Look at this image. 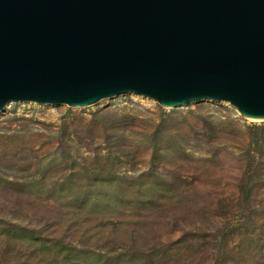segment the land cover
Segmentation results:
<instances>
[{
  "label": "rangeland",
  "instance_id": "1",
  "mask_svg": "<svg viewBox=\"0 0 264 264\" xmlns=\"http://www.w3.org/2000/svg\"><path fill=\"white\" fill-rule=\"evenodd\" d=\"M262 132L209 100L7 104L0 264H264Z\"/></svg>",
  "mask_w": 264,
  "mask_h": 264
},
{
  "label": "water",
  "instance_id": "2",
  "mask_svg": "<svg viewBox=\"0 0 264 264\" xmlns=\"http://www.w3.org/2000/svg\"><path fill=\"white\" fill-rule=\"evenodd\" d=\"M121 94L264 121V0H0V111Z\"/></svg>",
  "mask_w": 264,
  "mask_h": 264
},
{
  "label": "trees",
  "instance_id": "3",
  "mask_svg": "<svg viewBox=\"0 0 264 264\" xmlns=\"http://www.w3.org/2000/svg\"><path fill=\"white\" fill-rule=\"evenodd\" d=\"M254 143H256L258 149L262 148V146L264 145V133L263 132L260 135H258ZM261 159H262V155L260 154L258 150V152L256 151L254 155L252 156V162L255 163L257 162V160H261ZM253 181H255V175H252V174L246 175V177L243 180L242 186L240 188V194L244 202L248 203L250 200V195H251V190H252L250 185L253 183Z\"/></svg>",
  "mask_w": 264,
  "mask_h": 264
}]
</instances>
